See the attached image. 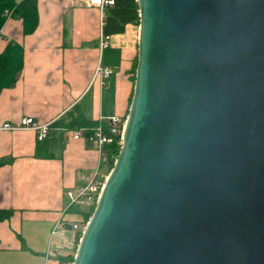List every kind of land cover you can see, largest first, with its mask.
<instances>
[{
  "label": "water",
  "instance_id": "95a60500",
  "mask_svg": "<svg viewBox=\"0 0 264 264\" xmlns=\"http://www.w3.org/2000/svg\"><path fill=\"white\" fill-rule=\"evenodd\" d=\"M122 148L73 264H264V0H138Z\"/></svg>",
  "mask_w": 264,
  "mask_h": 264
},
{
  "label": "crops",
  "instance_id": "0c3cea01",
  "mask_svg": "<svg viewBox=\"0 0 264 264\" xmlns=\"http://www.w3.org/2000/svg\"><path fill=\"white\" fill-rule=\"evenodd\" d=\"M25 1L0 0V212L9 213L0 221V264H64L82 237L68 193H79L84 175L110 174L103 153L71 131L127 118L140 8L115 0L101 19L82 0H33L36 26L27 32ZM103 37L110 44L101 49ZM100 61L113 71L104 82ZM25 118L49 124V136L2 129Z\"/></svg>",
  "mask_w": 264,
  "mask_h": 264
},
{
  "label": "built area",
  "instance_id": "2783aa9c",
  "mask_svg": "<svg viewBox=\"0 0 264 264\" xmlns=\"http://www.w3.org/2000/svg\"><path fill=\"white\" fill-rule=\"evenodd\" d=\"M90 7H96L101 12V19L104 17V11L108 7H112L116 4L115 0H82ZM103 25V23H102ZM110 44V37H103L101 39V49L107 48ZM112 69L103 66L101 61L98 64L96 77H98L102 82L106 81L112 75ZM127 119V118H126ZM126 119L114 118L110 121V134L114 136H120L122 145L124 128L126 124ZM3 130L7 131H17V130H32L37 134L38 141H44L50 134L49 124H41L35 121L33 118H25L21 121L19 125H14L7 123L2 127ZM74 140H80L85 138L88 143L92 144L95 148L103 153V148L105 144L111 143L113 140L110 136L105 134L103 126L99 125L94 128H80L71 131ZM85 133V135L83 134ZM108 175H103L99 170H97L93 175H84L81 180L84 186L79 190L78 194L69 192L68 196L72 199L73 205H88L93 206L97 204L101 193L105 187ZM85 226L75 224L74 229L81 232V236L86 228Z\"/></svg>",
  "mask_w": 264,
  "mask_h": 264
},
{
  "label": "trees",
  "instance_id": "16d2710c",
  "mask_svg": "<svg viewBox=\"0 0 264 264\" xmlns=\"http://www.w3.org/2000/svg\"><path fill=\"white\" fill-rule=\"evenodd\" d=\"M27 5L28 9L25 10V13L23 15L24 19H25V27H26V31H32L34 30L35 26H36V11H35V4L33 0H26L23 3V6ZM137 65H138V58L136 59V63H135V69L137 70ZM135 80H136V75L134 77V86H135ZM134 93V92H133ZM133 97V96H132ZM132 100V99H131ZM131 104V103H130ZM99 125L103 126V130L105 132V134H107L108 136H110L112 138V142L109 144H105L104 148H103V155L105 158V164L107 166V174L111 173L112 169L114 168L115 162L120 154L122 145L120 144L121 142V138L120 136H114L110 134L109 128H110V122H88L86 124L83 125V127L86 128H94L97 127ZM95 205L93 206H88V205H74L72 207L71 212L73 214L79 215L81 217V222L79 223V225L85 226L89 220L91 219L94 211H95ZM9 216L8 212H0V221L4 220L6 217ZM75 260V255H72L70 257L67 258H61V262L64 264H73Z\"/></svg>",
  "mask_w": 264,
  "mask_h": 264
},
{
  "label": "rangeland",
  "instance_id": "374dc122",
  "mask_svg": "<svg viewBox=\"0 0 264 264\" xmlns=\"http://www.w3.org/2000/svg\"><path fill=\"white\" fill-rule=\"evenodd\" d=\"M109 175H110V174H109ZM109 175H108V176H109Z\"/></svg>",
  "mask_w": 264,
  "mask_h": 264
}]
</instances>
